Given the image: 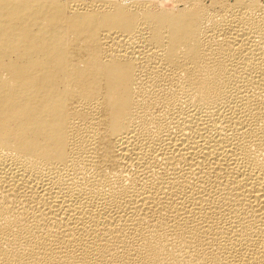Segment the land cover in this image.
Masks as SVG:
<instances>
[{
  "label": "bare ground",
  "instance_id": "1",
  "mask_svg": "<svg viewBox=\"0 0 264 264\" xmlns=\"http://www.w3.org/2000/svg\"><path fill=\"white\" fill-rule=\"evenodd\" d=\"M0 0V264H264V0Z\"/></svg>",
  "mask_w": 264,
  "mask_h": 264
},
{
  "label": "rangeland",
  "instance_id": "2",
  "mask_svg": "<svg viewBox=\"0 0 264 264\" xmlns=\"http://www.w3.org/2000/svg\"><path fill=\"white\" fill-rule=\"evenodd\" d=\"M169 3V0L167 1V4Z\"/></svg>",
  "mask_w": 264,
  "mask_h": 264
}]
</instances>
